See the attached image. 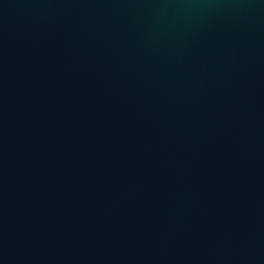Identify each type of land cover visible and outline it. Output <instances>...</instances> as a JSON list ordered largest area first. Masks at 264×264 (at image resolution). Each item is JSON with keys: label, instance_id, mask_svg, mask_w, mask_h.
Segmentation results:
<instances>
[{"label": "water", "instance_id": "1", "mask_svg": "<svg viewBox=\"0 0 264 264\" xmlns=\"http://www.w3.org/2000/svg\"><path fill=\"white\" fill-rule=\"evenodd\" d=\"M0 264H264V0H0Z\"/></svg>", "mask_w": 264, "mask_h": 264}]
</instances>
